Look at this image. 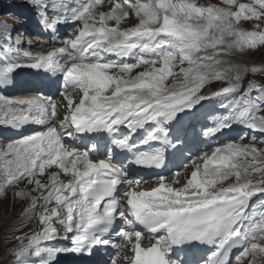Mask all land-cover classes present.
Segmentation results:
<instances>
[{
    "label": "snow or ice",
    "instance_id": "6c2138e0",
    "mask_svg": "<svg viewBox=\"0 0 264 264\" xmlns=\"http://www.w3.org/2000/svg\"><path fill=\"white\" fill-rule=\"evenodd\" d=\"M28 3L43 31L67 30L37 52L0 21V90L26 70L59 82L0 95V126L19 133L0 140V198L38 221L13 236L8 264L102 251L101 264H264V79L249 78L264 67L234 60L264 49V0ZM206 102L218 104L210 123L191 126L210 146L193 152L183 122Z\"/></svg>",
    "mask_w": 264,
    "mask_h": 264
},
{
    "label": "rangeland",
    "instance_id": "374dc122",
    "mask_svg": "<svg viewBox=\"0 0 264 264\" xmlns=\"http://www.w3.org/2000/svg\"><path fill=\"white\" fill-rule=\"evenodd\" d=\"M264 49H261L259 50L258 52L252 54L251 56H256L257 60H255V62H257L258 64L260 65H264V55H262ZM261 56V58H259ZM259 58V60H258ZM237 59H241L237 56ZM4 203L1 204V209H4V210H1L0 213L2 214L0 216V218H3V216H5L6 219L5 220V223L2 224V222H0V230H3L5 229L7 226H8V222H9V217H6V216H10L11 215V211H12V208H15L16 209V206H12V203L10 202V199H7L3 201ZM2 203V202H1ZM6 241L5 239L3 240L1 237H0V259L3 258L6 253Z\"/></svg>",
    "mask_w": 264,
    "mask_h": 264
},
{
    "label": "bare ground",
    "instance_id": "6f19581e",
    "mask_svg": "<svg viewBox=\"0 0 264 264\" xmlns=\"http://www.w3.org/2000/svg\"><path fill=\"white\" fill-rule=\"evenodd\" d=\"M255 52V51H254ZM242 59H246V60H251L252 58L251 57H249V56H246V57H242ZM251 63L252 64H256V62H254V61H252L251 60ZM1 204H3V203H1ZM1 210H4V209H1V205H0V211ZM2 214L0 213V216H1ZM19 220H21L20 218H19Z\"/></svg>",
    "mask_w": 264,
    "mask_h": 264
}]
</instances>
